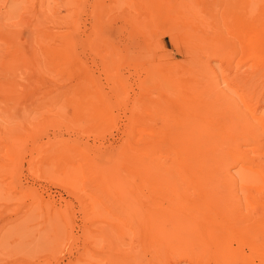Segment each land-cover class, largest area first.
I'll list each match as a JSON object with an SVG mask.
<instances>
[{"label": "rangeland", "instance_id": "obj_1", "mask_svg": "<svg viewBox=\"0 0 264 264\" xmlns=\"http://www.w3.org/2000/svg\"><path fill=\"white\" fill-rule=\"evenodd\" d=\"M211 1L219 2L223 44L232 50L226 9L237 1ZM202 2L0 0V264H190L185 259L173 263L167 248L151 244L140 245L139 259L131 258L142 243L141 228L130 212L137 203L110 197L104 188L118 172L128 173L123 148L132 135L141 128L158 138L168 135L178 117L164 105L171 97L159 74L177 64L198 66L189 58L200 55L201 41H189L185 23L198 22ZM246 54L240 49L230 62L212 60L219 75L213 99L223 91L237 98L246 92L238 86L250 72ZM227 97L220 102L225 106L216 104L224 113L221 118L235 116L228 107L233 99ZM154 102L163 103L157 106L161 110ZM162 106L173 116H166ZM224 132L222 128L219 134ZM219 147L222 155L227 152L225 141ZM260 147L264 150V144ZM156 155L170 166L168 145ZM231 171L256 177L238 167ZM167 176L165 170L147 188L133 187L144 195L142 202L153 199L156 211H178L177 192L195 190L187 183H165ZM89 177L100 183L99 190ZM230 190L225 181L213 187L219 207L226 199L233 202ZM242 202L245 212L250 204L245 198ZM207 260L226 264L230 258ZM250 264L261 262L254 258Z\"/></svg>", "mask_w": 264, "mask_h": 264}, {"label": "bare ground", "instance_id": "obj_2", "mask_svg": "<svg viewBox=\"0 0 264 264\" xmlns=\"http://www.w3.org/2000/svg\"><path fill=\"white\" fill-rule=\"evenodd\" d=\"M236 1L237 4H229L226 9L232 30V50L223 44L225 36L219 21V2L213 4L211 0H203L198 22L185 23L189 28V41L203 43L198 44L200 55L195 53L189 58L197 61L198 66L180 67L177 64L178 68L174 69L173 65L159 74L171 97L164 105L173 107L171 109L178 117L172 120L168 135L162 133L158 138L156 133L145 128L140 129L139 135H132L123 148L122 164L126 165L128 173L120 176L118 170H113L118 174L104 188L110 197L120 196L137 203L135 210L130 212L134 213L141 228L142 243L137 244L133 256L128 255L131 258L139 259L140 245L151 244L167 248V258L173 259V263L185 259L190 264H209L207 259L218 260L219 256H224L230 258L226 264H250L254 258L264 264V197L261 196L264 194V150L260 147L264 144V111L259 104L264 99V4H259L260 0ZM240 49L247 53L245 60L249 62L247 70L250 72L238 84L246 92L237 98L223 91L224 95L213 99L219 86V75L212 60L230 62L231 56L238 54ZM228 81L225 87H229ZM176 87L181 91L175 90ZM227 94L233 99L228 107L235 116L221 118L224 113L216 104L219 102L218 108L225 106L220 102ZM154 104L156 108L163 103ZM166 111L164 109L166 116L173 114L168 115L170 109ZM222 128L225 132L220 135ZM222 141L227 147L223 155L219 147ZM166 145L171 159L169 167L159 162L156 155L157 150ZM232 167L256 177L251 180L238 177L231 171ZM165 170L168 171L165 183L177 186L187 183L195 187L189 195L184 194L185 191L177 192L180 205L178 211L166 209L170 213L164 209L156 211L153 199L148 198L152 200L151 204L148 200L142 202L144 195L140 196L133 188L134 185L147 188ZM88 180L100 189L95 177ZM221 181L231 186L227 195L232 196L233 202L226 199L219 207V194L213 192V187ZM234 198L237 201L234 202ZM243 198L250 204L245 212ZM231 240L236 241L235 247L231 246Z\"/></svg>", "mask_w": 264, "mask_h": 264}]
</instances>
